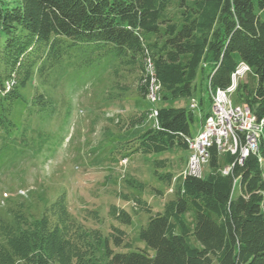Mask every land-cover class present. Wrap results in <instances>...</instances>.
I'll return each instance as SVG.
<instances>
[{"label":"trees","instance_id":"16d2710c","mask_svg":"<svg viewBox=\"0 0 264 264\" xmlns=\"http://www.w3.org/2000/svg\"><path fill=\"white\" fill-rule=\"evenodd\" d=\"M91 63L108 66L109 99L129 92L120 82L125 75L137 80L134 93L142 99L151 84L157 91L159 86L161 100L191 99L200 75L209 106L211 94L228 87L244 64L255 86L239 83L235 102L264 121V0H0V170L39 152L32 136L40 138L42 132L13 134L10 116L22 98L19 90L33 74L42 86L56 87L60 77ZM8 80L12 86L6 90ZM56 103L36 93L26 114L43 121L54 115ZM156 111V126L123 144V159L187 150L193 111ZM147 113L118 126L142 125ZM236 158L212 145L209 174L177 182L163 211L150 215L139 232L153 256L114 251L130 249L124 231L111 226L105 236L99 228L86 227L59 197L37 219L22 207L8 209L0 219V264H264L262 136L256 152L242 163ZM225 165H231L228 175L220 173ZM162 178L169 182L172 177ZM190 213L192 227L186 221ZM109 215L124 224L131 221L115 207Z\"/></svg>","mask_w":264,"mask_h":264},{"label":"rangeland","instance_id":"374dc122","mask_svg":"<svg viewBox=\"0 0 264 264\" xmlns=\"http://www.w3.org/2000/svg\"><path fill=\"white\" fill-rule=\"evenodd\" d=\"M124 77L120 82L129 88V92L109 99L107 94L112 77L108 66L103 63H91L69 71L57 80L56 87L42 86L32 75L26 86L19 90L22 98L14 102L10 118L15 125V136L19 137L24 130L27 135L33 129L42 132L40 138L32 136V144L39 152L29 153L26 159L0 170V219L6 218L8 209L19 207L37 219L47 205L62 197L71 215L86 227L99 228L105 236L111 226L125 232L130 249H115L109 240L114 251L141 250L153 256V251L139 239V232L146 226L150 215L161 213L165 203L172 199L170 190H175L179 174L184 169L181 178L190 174L188 156L192 153L191 147L188 150L173 148L162 153L129 155L126 165H121L123 144L152 128L154 121L146 118L142 125L122 127L124 129L118 125L125 124L129 117L139 115V112L160 108L189 109L194 100L196 109L190 132L195 136L201 118L209 110V98L204 87L200 89V75L191 99L168 98L155 103L134 93L137 87L134 76ZM240 83L253 89L255 77L251 72L247 73ZM149 90L152 94L158 93L153 84ZM36 93H45L57 102L54 115L43 121L33 114H26ZM232 101L236 104L234 97ZM260 134L264 140V128ZM262 167L264 170V159ZM209 172L208 163H203L201 177L205 178ZM166 175L172 177L169 182L162 178ZM111 207L128 213L130 223L113 220L109 215ZM146 208L150 214L145 212ZM192 220L190 213L186 221L191 225Z\"/></svg>","mask_w":264,"mask_h":264},{"label":"built area","instance_id":"2783aa9c","mask_svg":"<svg viewBox=\"0 0 264 264\" xmlns=\"http://www.w3.org/2000/svg\"><path fill=\"white\" fill-rule=\"evenodd\" d=\"M248 71L239 65L231 75L228 87L217 89L211 97V118L203 122L201 132L196 138L189 139L190 142H194V153L189 154V166H193V171L198 169L200 161L209 158L212 140H219L222 154L236 155V161L239 163L249 155L246 153V145H254L255 136L260 133L259 122L246 104H233V112H224V104L226 101H231V95L236 90L239 78ZM192 104L195 105V102ZM220 173L230 174L231 165L223 166Z\"/></svg>","mask_w":264,"mask_h":264},{"label":"bare ground","instance_id":"6f19581e","mask_svg":"<svg viewBox=\"0 0 264 264\" xmlns=\"http://www.w3.org/2000/svg\"><path fill=\"white\" fill-rule=\"evenodd\" d=\"M241 67H245V69L249 70L248 67L245 66V65H242ZM7 87H9V86H7ZM214 93H215V92H213V93L211 94V97L213 96ZM146 97H147V100H149L150 102H156L157 100H159V97L157 96V93L152 94V91H151V90H149V92L147 93V96H146ZM195 107H196V105H194V104H191V105H190V108H191V109H195ZM208 112H209V111H208ZM224 112H233V106H232V104L230 103V101H226V103L224 104ZM153 115H154V116H153ZM150 117L156 119V117H157V112H156V111H153V112L150 114ZM210 118H211V112H210V114L204 119L203 122H206V121H207L208 119H210ZM263 124H264V121H263V120L259 122V128H260V131H261V128H262ZM259 136H260V133H258L257 136H255L254 145H246V153L249 154L250 152L252 153V152H256V151H257V149H258V140H259ZM212 145L217 146V148L222 152V145L219 144V140H212ZM189 147H191V151H192V153H194V142H190V141L188 140V149H189ZM206 160H207V159H206ZM238 162H239V161H238ZM203 163H205V161H200V164H199V166H198V169H195L194 171H193V166H191V168H190V166H189V172H190V174H188V176L200 177V176H201V165H202ZM190 169H191V171H190Z\"/></svg>","mask_w":264,"mask_h":264},{"label":"crops","instance_id":"0c3cea01","mask_svg":"<svg viewBox=\"0 0 264 264\" xmlns=\"http://www.w3.org/2000/svg\"><path fill=\"white\" fill-rule=\"evenodd\" d=\"M200 89L203 90V87H200ZM208 111L210 112V107H209V110H206V111H205V113H209ZM200 124H201V123H200ZM199 131H200V128L198 129L197 133H198ZM197 133H196L195 135H197Z\"/></svg>","mask_w":264,"mask_h":264}]
</instances>
